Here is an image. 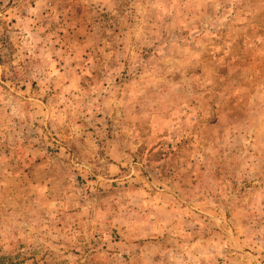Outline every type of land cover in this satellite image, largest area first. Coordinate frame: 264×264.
<instances>
[{
	"label": "rangeland",
	"instance_id": "374dc122",
	"mask_svg": "<svg viewBox=\"0 0 264 264\" xmlns=\"http://www.w3.org/2000/svg\"><path fill=\"white\" fill-rule=\"evenodd\" d=\"M0 264H264V0H0Z\"/></svg>",
	"mask_w": 264,
	"mask_h": 264
},
{
	"label": "trees",
	"instance_id": "16d2710c",
	"mask_svg": "<svg viewBox=\"0 0 264 264\" xmlns=\"http://www.w3.org/2000/svg\"><path fill=\"white\" fill-rule=\"evenodd\" d=\"M0 259L4 260L5 258L2 256V257H0Z\"/></svg>",
	"mask_w": 264,
	"mask_h": 264
}]
</instances>
